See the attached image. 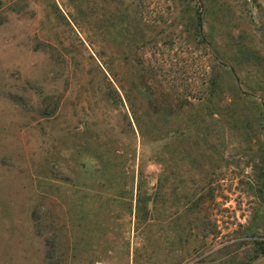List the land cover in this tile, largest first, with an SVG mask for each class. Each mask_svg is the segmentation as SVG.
Wrapping results in <instances>:
<instances>
[{
  "label": "rangeland",
  "instance_id": "rangeland-1",
  "mask_svg": "<svg viewBox=\"0 0 264 264\" xmlns=\"http://www.w3.org/2000/svg\"><path fill=\"white\" fill-rule=\"evenodd\" d=\"M0 264H264V0H0Z\"/></svg>",
  "mask_w": 264,
  "mask_h": 264
},
{
  "label": "trees",
  "instance_id": "trees-1",
  "mask_svg": "<svg viewBox=\"0 0 264 264\" xmlns=\"http://www.w3.org/2000/svg\"><path fill=\"white\" fill-rule=\"evenodd\" d=\"M208 90L210 96L216 91L215 82L213 80L210 82Z\"/></svg>",
  "mask_w": 264,
  "mask_h": 264
}]
</instances>
